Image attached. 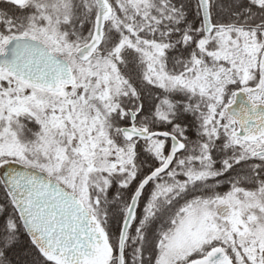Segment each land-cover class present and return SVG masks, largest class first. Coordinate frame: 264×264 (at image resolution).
Wrapping results in <instances>:
<instances>
[{
	"label": "snow or ice",
	"instance_id": "snow-or-ice-1",
	"mask_svg": "<svg viewBox=\"0 0 264 264\" xmlns=\"http://www.w3.org/2000/svg\"><path fill=\"white\" fill-rule=\"evenodd\" d=\"M0 264H264V0H0Z\"/></svg>",
	"mask_w": 264,
	"mask_h": 264
}]
</instances>
